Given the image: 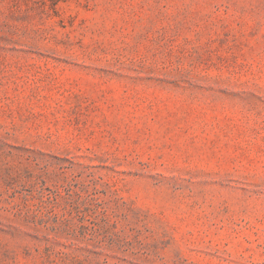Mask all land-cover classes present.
Returning <instances> with one entry per match:
<instances>
[{"label": "rangeland", "instance_id": "obj_1", "mask_svg": "<svg viewBox=\"0 0 264 264\" xmlns=\"http://www.w3.org/2000/svg\"><path fill=\"white\" fill-rule=\"evenodd\" d=\"M0 264H264V0H0Z\"/></svg>", "mask_w": 264, "mask_h": 264}]
</instances>
